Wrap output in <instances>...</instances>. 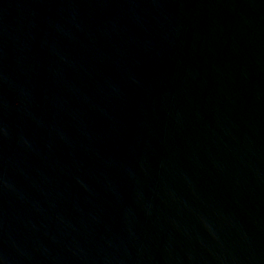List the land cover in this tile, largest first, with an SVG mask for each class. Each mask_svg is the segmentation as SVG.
Here are the masks:
<instances>
[{
    "label": "water",
    "instance_id": "obj_1",
    "mask_svg": "<svg viewBox=\"0 0 264 264\" xmlns=\"http://www.w3.org/2000/svg\"><path fill=\"white\" fill-rule=\"evenodd\" d=\"M0 264H264V0H0Z\"/></svg>",
    "mask_w": 264,
    "mask_h": 264
}]
</instances>
